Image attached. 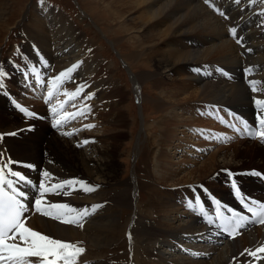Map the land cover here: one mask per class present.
<instances>
[{
  "label": "bare ground",
  "instance_id": "obj_1",
  "mask_svg": "<svg viewBox=\"0 0 264 264\" xmlns=\"http://www.w3.org/2000/svg\"><path fill=\"white\" fill-rule=\"evenodd\" d=\"M14 2L15 0H0L1 25L5 16L13 9ZM97 2L114 16L117 24L115 28L127 32L126 39L131 41L134 48L127 57L134 61H143L145 58V63L152 62V70L139 71L131 78L138 86L145 80L153 81L163 96L159 103L162 107L159 108L167 110L168 119L171 117L170 119L175 122L188 126L185 120L189 116H198L207 108L212 110L214 115L227 107L239 115L237 120L244 117L260 125V119L264 118V104H257L258 100L264 101V0L238 2L209 0L207 3L206 0H97ZM82 13L89 17L85 10H82ZM26 15L17 26L20 32L25 33L24 36L22 34L24 45L21 44L20 50L23 51L25 47L22 54L28 57L29 63L22 60L20 51L15 57L8 56L9 59H5L2 66L11 90L9 87L5 89L7 95L3 94L4 90H0V157L6 162L11 161L12 170L31 181L26 184L24 181H18L17 177L7 176L8 179L17 181L15 186L27 194L28 198L24 202L28 206L26 212L31 216L29 221L26 219V226L50 238L82 247L85 251L77 258L76 264H154L151 260L153 257L160 260L159 264L249 262L243 249L253 246L257 239L260 241L264 239V225L257 226L254 232L247 230L249 232L245 231L232 239L222 240L225 244H221L219 248L218 243L223 237L216 228L215 213L218 205L202 189L196 188L192 191L183 187L169 190L167 187L196 182L202 184L201 179L207 177V174L210 173V177H213L219 173L220 168L229 167L240 171L249 170L247 174L239 176L242 187L249 191L251 196L264 199L263 181L254 174L261 171L249 168L250 166L238 167L241 157L259 153L261 155L264 143L262 148L247 139H242L240 143L246 142L250 145L246 144L242 150L232 148L231 153L222 152L225 147L236 148L235 143L231 144L230 140V136L233 135L226 129H218L215 133L211 131L213 133L206 134L208 138L212 136L214 140L227 139H224V143L220 142L222 146L213 150L199 166L188 170L183 177L176 178L178 164L183 161V164H187L188 161L186 159L181 161L178 158L168 163L167 150L173 148L175 141L178 140L174 154H179L176 152L178 147H186L190 142L172 133V130H176L175 125L169 129L162 127L163 130L159 131L161 148L156 154L154 166L163 170L154 175L151 172L154 168L150 170L147 167L144 168L140 180L134 177L120 180L122 167L116 159L115 152L116 147H120L117 138L122 134L116 130V124L124 123L126 118L124 111L115 106L123 101L125 91L116 82L114 85L108 73H103L100 75L101 79H98L97 73L105 69L101 64L104 60L98 52L95 53L97 50L93 42L84 37L62 11L44 5L37 7L36 10H30L28 19ZM24 28L27 30L23 31ZM233 28L236 30L235 35L231 32ZM122 38H116L115 44ZM110 43L114 44L112 41ZM41 56L43 58L39 59ZM50 61L54 65L52 70L33 72V69L40 68V64L44 65L42 68H48L47 62ZM123 62L129 67L128 62ZM12 64H16L17 67ZM89 64L92 65V71L87 72ZM73 65L78 67L71 73V78L64 79L62 83L74 81L75 77L85 81L84 74L88 73L92 84L83 82L88 87H83L85 91L81 94L84 95L77 104L79 106L80 101L85 100L84 108L75 107L78 110L69 108L74 110L72 114L83 113L74 116L76 120L82 119V123L83 120L87 123L88 119L95 117V121L101 124L94 122L93 126H101L102 130L94 129L89 132L87 129L90 127L83 129L81 127L83 124L76 125L71 121L66 124L70 126L64 128L60 120L64 118L57 112L55 114L52 112L54 107L58 111L59 102L66 99L64 93L68 89L71 90L73 85L63 88L59 94L61 100L50 105L44 103L38 105L37 101H31L27 106L26 100L23 101V94L27 92L26 84L31 88L34 84L40 87L43 83H48L50 70L55 74L51 76L55 78L58 73L66 71ZM94 70L95 77L91 74ZM75 71H78L77 75ZM17 73L21 74L25 85L18 84L21 77ZM252 82H255L256 91L252 90ZM48 88L49 91H54L52 97H55L53 85ZM75 88L73 89L77 90L78 86ZM13 95L17 101H21L22 106H27L26 111H22L19 103L11 101ZM41 100L46 101L43 98ZM186 101L187 103L179 104L178 109L181 112L173 106L175 102ZM200 102L206 105H198ZM7 104L13 106L14 110L10 111ZM68 112L69 110L65 112L67 114L65 118L73 119ZM39 116H43L48 122L39 121ZM118 117L124 120L119 121ZM57 120H60L59 125H56ZM221 120L226 121L223 117ZM36 122L38 123L35 124ZM239 131L241 133V130ZM204 143L196 142L191 150L196 153L203 152L201 149L206 146L201 144ZM252 164L251 166H254ZM262 168L264 171V166ZM5 172L7 174V170ZM44 172H48L49 177H45ZM67 180L83 182L95 190L86 191L79 183L65 186L62 190L45 192L43 195L38 189L42 182L46 187H51L52 184ZM212 180L214 181V178ZM213 187L215 195L226 204L225 207L219 205V210H228L236 206L233 192L218 184ZM136 190L146 191L144 205L140 206L141 208L136 207L139 210H137L139 219H134L131 215L122 218L123 209L133 208L139 194H135ZM197 196L200 198L203 212L199 208L193 210L188 206L189 201L194 203ZM36 199L42 200V210H48L51 204H68L78 211L87 208L90 214L83 218L82 227L64 223L36 211L34 203ZM94 205L100 207L91 211ZM182 209L187 211L186 214L184 211L181 212ZM183 215L187 216V219L172 225L174 220ZM181 234H190L184 241L193 235L199 242L215 237L213 239L215 243L210 244V248L205 252L202 251L200 244H196L199 249L192 250L191 253L201 259L193 260L191 257L184 258L179 255L176 257L175 253L171 252L177 249V252H181L180 247H183L184 241H179L182 245L180 247L173 246L171 241L179 240L178 237L182 239ZM139 239L141 241L138 244L136 240ZM208 257L210 260H206Z\"/></svg>",
  "mask_w": 264,
  "mask_h": 264
},
{
  "label": "rangeland",
  "instance_id": "obj_2",
  "mask_svg": "<svg viewBox=\"0 0 264 264\" xmlns=\"http://www.w3.org/2000/svg\"><path fill=\"white\" fill-rule=\"evenodd\" d=\"M44 5H50L51 7L57 8L58 10L62 11L67 17H69V19H71L70 22L73 25H75L81 33H83V36L87 37L88 39H90L93 42L94 48L97 50V51H95V50L94 51H95V53L98 52V54L104 60L101 62V64L103 65V67H105L104 71L101 69V71L99 73H97V76L99 75L98 79L99 80L101 79L100 75H102L103 73H105V74L108 73V74H110L111 79L114 81V85L116 82L119 86H121V88L126 93L123 101L119 102L116 105L117 107L115 106V108H118V109L121 108L124 111V117L126 118L124 120L121 117H118L119 121L124 120L125 122L124 123L119 122L116 124L117 125L116 130L122 134V136H119L117 138L118 139L117 143L119 144L120 147H116V152H115L117 154L116 159H118V162L121 164V167H122L121 168L122 171L120 172V177H119L120 180L124 181V180L128 179L129 177H134V179L140 180V176L142 175L143 171L147 167H149L150 170L151 169L153 170V168H154V170L151 171L152 174H154V173L159 174L158 171L163 170V169H158L154 166L156 163V158H155L157 156L156 154L159 152L158 150L161 148V145H159V138H160L159 137V131H162L163 128L164 129L165 128L169 129L171 127L174 128V125H175L176 130H172V133H174L178 138H182V139L185 138V139H188V142H190V143L186 144L187 145L186 147H184V146H183V148L178 147L176 152H179V154L178 153L174 154V151H175L174 148H175L178 140L175 141L173 148H170L167 150V152L169 153V156L167 157L169 159L168 163L176 161L178 158L181 159V161H183L185 159L188 161L187 164H183L184 161L181 162L180 164H178L179 168H178V170L175 171V173H177L176 178L183 177L184 175H186L188 170L196 168L197 166H199L204 160H206V158H208L209 154L213 150L215 151V149H217V147L222 146L220 144V142L224 143V139L214 140V137H212V136H210L211 138L210 137L208 138L206 135L208 133L201 135L203 137H200L201 138L200 139L199 134L195 132V130H198L201 132H206V131H208L209 128L210 129H218L219 128V124L215 120L206 119L209 117H214V115L212 114V110L207 108L204 111H202L201 114H199L198 116L195 115L193 117H190L189 116L190 114L188 113L187 115L190 118L188 117L187 120H185V123L189 124L188 126L184 125L183 123H177L173 119H170L171 117H169V119H168L167 110L164 111L163 108H159V107H162V104H159V103L163 99V96H162V94H160V90L155 86V84L153 83V81L151 79L143 81L141 83V85H139V86H138V84H135L133 82L131 76L135 75L137 72L142 71V70L143 71L152 70V67H151L152 62L145 63V61H144L145 58L143 59V61H137V60L134 61L133 59L131 60L127 57V55L134 49L131 41H128L126 39L127 32L117 30L115 28V25H117V24L115 23L114 16L109 14L106 9L102 8L101 5L97 2V0H42V2H41V0H15V2L12 5L13 9L5 16L4 20L2 21L3 24L1 25V23H0V54H1L0 59L2 58V61H4L6 58H8V56L13 55L15 57L17 53L21 52L22 60L27 62V64L29 63V61L27 60L28 57H26L22 54L25 47H23L24 48L23 51H21L20 48L17 51H15V49L20 47L21 44L24 45L23 44L24 39L22 37V34H25V33L20 32L17 25H18V22H20V20L24 17L25 14H27L26 19L29 18L28 12L30 10H36L37 7H42ZM82 10L83 11L85 10L86 13L89 15V17L85 16L82 13ZM81 15L82 16L84 15L83 18L80 17ZM242 23H244V22H242ZM24 25H26V24H24ZM25 30H27V29L24 28L23 31H25ZM99 30H101L103 32V35H102V32H100ZM36 37H38V36H36ZM119 37L120 38L124 37V38H122L121 41H118L115 44V39L119 38ZM238 40L240 42H242V40H240V39H238ZM111 41L114 43L113 45L110 43ZM33 47L34 46H32V48ZM18 51H20V52H18ZM40 58H43V56L39 57V59ZM123 61H126V63L128 62L130 68ZM91 66L92 65L89 64L90 68L87 69V72L92 71ZM3 67L4 66H2V68ZM47 69L48 68H42V69L41 68H35V71L36 72H39V71L45 72ZM60 73H58L57 76H59ZM79 73L83 74L82 72H79ZM95 73H96V70H94L91 73L93 75V77H95ZM51 75H55V74L53 72H51V70H50V75H49L50 77L48 80H53L54 77H52ZM84 77L86 78L85 81L76 79V77H75L74 81L69 82V80H68L67 82H69V83H62L63 80L61 82H59L58 86L54 88L56 96L52 97V99H54L53 103L56 102L57 100H61V95H59V94H61V90L63 88H67V86H69V85H71V86L73 85L71 90L70 89L67 90V93L71 94V93H75V91H76L75 86L79 87L82 85L92 84L91 80L88 77V73L84 74ZM77 80H78V82H77ZM18 81H19L18 82L19 85L20 84H24V85L26 84L23 81V78L22 79L19 78ZM80 81H82V83ZM83 82L84 83L86 82L87 84H84ZM166 82H168V80ZM34 83H35V81L33 82V84ZM45 83L47 84V90L45 91L44 96H41V93H40L41 92V86L36 87V84H34L33 87L31 88V87L27 86V84H26L25 88H26L27 92L24 93L23 97H22L23 101L26 100V102L24 101L25 103H27L25 105L28 106L29 104H31V101L32 102L37 101L38 105H41V103H44L45 105L46 104L50 105V103L53 104L51 102L52 99L47 98V95L49 93L48 86H50L52 84H48L47 82H45ZM45 83H43V84H45ZM77 83H79V84H77ZM80 84H82V85H80ZM83 87H88V85L83 86ZM57 88H58V91H56ZM73 88H75V89H73ZM45 89H46V85L43 88V90H45ZM26 90H24V91H26ZM20 91H21V89H20ZM83 91H85L84 88H83ZM85 94L89 95L87 92H85ZM82 95H84V93H82V94L80 93L75 98L76 103H75V100L71 99L68 96L64 97V98H66L65 100L62 99L59 102V109H58L57 113L60 117L64 118V119H60V120H62L63 127L68 128L70 125L67 126L66 124L70 123V121H71L72 124H74V123L76 125L80 124V123H81V125L83 124L82 126L80 125L81 127H83V129L84 128L87 129L89 126H91L90 129H87V130H89V132L94 130V129L102 130L101 126H99V127L93 126L94 122L99 123V122L95 121V117H94V119L93 118L88 119L89 121L87 123L85 120H83V123H82V119H78V118H77V120H78L77 121L76 117H74L73 119L65 118V117H67V114L65 113V112H67V110H69L68 114H72L74 110L84 108L85 103H83V102L85 100L83 102L80 101L81 103L79 104V106L77 104L78 103L77 101L81 100ZM21 96L22 95L20 94V97ZM181 96H182V94H181ZM42 98L46 99V101H42L41 100ZM65 101H67V103H65ZM118 101H120V100H117V102ZM17 103H19V105H21L20 100L17 101ZM183 103H187V101L186 102H180V103L175 102V104L173 106L176 107V109H178L180 107L179 104H183ZM27 106H22V108L26 110V109H28V108H26ZM30 107H31V105H30ZM69 107L71 109H74V110H71ZM75 107H77L78 109ZM70 111H72V112L70 113ZM177 111L181 112L180 109H178ZM118 113H119V110H118ZM33 114L35 115V113H33ZM88 115H90V114H88ZM187 115H185V116H187ZM202 118H203V120H202ZM39 121L48 122L43 116H39ZM222 122L226 123L227 121H222ZM37 123L38 122H36L35 124H37ZM100 124L101 123H99V125ZM163 124H165V125H163ZM122 130H123V133H122ZM183 134H184V136H183ZM209 140H210V144H211V141L213 140V143L218 145V146H214V144L210 145ZM196 142L197 143L198 142H203V143L207 142L206 144L205 143L201 144V145L206 146V148L201 149V150H204L203 152H201V153L197 152L196 153L193 150H191L194 148L193 146ZM251 142H253V143H255V145L261 146L263 148L262 144L264 143V140H262V144L258 143L257 141H251ZM232 143H235L234 145L236 146V148L234 146L225 147L222 149V152L231 153L233 150L238 149V148H240L242 150V147H245L246 144L250 145L246 142L240 143L239 141L231 142V144ZM232 148H233V150H232ZM188 150H191V151L188 152ZM241 158L242 159L239 162L240 165L238 166L239 168H241V167L245 168V166L246 167L250 166L249 168H252L254 170H258L261 172L263 171V168H262L264 166V161H263L264 160V151L263 150H262L261 155L259 153V154H255V155H251V156L249 155L245 158H243V157H241ZM251 164L254 166H251ZM255 167H258V169ZM181 168H183V169H181ZM180 170H182V171H180ZM216 171H218V170H216ZM157 174H154V175H157ZM209 174H207V177L201 179V181L203 183H207L211 187V189L214 188L213 185L218 184L219 186H222L221 184L217 183V181H215V180L221 178V174H218L217 177L214 178V181L212 180V176L210 177ZM208 175L210 178L208 177ZM207 180H209V181H207ZM137 193H139V194H138L137 199L135 201L136 205L134 204L133 208L123 209V213L121 214L122 218H125L128 215H131L134 217V219H139V215H137V214H139L138 208H141L140 206L144 205V202H145L144 200H146V191L145 190H140V191L136 190L135 194L137 195ZM136 207H138V208L136 209ZM182 211H184V209H182L181 212ZM186 212L187 211H184L185 214H186ZM184 219H187V216L183 215L178 220L177 219L174 220L172 225H176L180 221L182 222ZM29 220H30V217H29L28 221ZM194 237L195 236H193L192 238L189 237L187 239L190 241L192 240L191 241L192 244H188L189 246H184L182 248L180 247V246H182V245H180L181 242H179V243L176 242V245H175L174 241L171 242V243H173V246L180 247L181 252H183V249H184V251L187 250L186 252L190 254V255L185 254V253L175 254L176 257L179 255V256L184 257V258L185 257H188V258L191 257V259L194 260V257H196V255L191 253V251L195 250L196 246H195V244L193 245V243L195 241L199 242L197 240L198 238L196 240H193V239H195ZM177 239H179L177 241L182 240V239H180V237H178ZM140 241H141V239L136 240V242L138 244ZM175 241H176V239H175ZM204 242H206V245H202L201 243H199L201 245V249L203 252H205L206 250H208L210 248L209 245L213 244L214 240L213 239L212 240H206V241L204 240ZM190 245H191V247H190ZM153 250L155 252L156 251L158 252V250H155V249H153ZM177 251H178V249L175 250V252H177ZM81 255L82 254H80L78 256V258ZM212 255L214 256L215 254L212 253ZM164 257H167V255H164ZM199 257H201V256H199ZM169 258H172V257L169 256ZM198 259H200V258H198ZM151 260L153 261L154 264H159V262H160V260L157 259V257L156 258L153 257V258H151ZM206 260H210V257H208Z\"/></svg>",
  "mask_w": 264,
  "mask_h": 264
},
{
  "label": "snow or ice",
  "instance_id": "obj_3",
  "mask_svg": "<svg viewBox=\"0 0 264 264\" xmlns=\"http://www.w3.org/2000/svg\"><path fill=\"white\" fill-rule=\"evenodd\" d=\"M42 2V0H41ZM209 0H206V3ZM238 2V0H237ZM223 15V13H221ZM233 35H235L236 30L231 29ZM239 42V41H238ZM78 67V65H73L71 68L64 72H61L59 76L55 77L51 83L53 88L57 87L59 82L64 79H70L71 73ZM251 71V70H249ZM35 72V69H33ZM6 73L0 71V77L5 76ZM253 83V91H256L255 82ZM0 88H3V83L0 82ZM83 91V86L77 88L75 93H67L64 95L75 99ZM49 98L54 95V91H49ZM67 103V101H65ZM257 104H264V101L258 100ZM22 111H26L22 109ZM52 112L55 114L57 109L54 107ZM81 113L68 114L74 116ZM60 124V120L56 121V125ZM260 130L249 129L248 125L245 124V129L249 131L252 136H260L264 138V118L260 119ZM91 127V126H89ZM15 135V133H12ZM11 161L4 162L0 160V264H76L77 258L85 250L79 247L77 244L71 242L61 241L59 239L50 238L47 235H43L38 231H35L26 226V218L24 213L28 211V206L24 202L27 200V194L20 191L15 185L17 181L8 179L7 176L17 177L18 181H24L26 184L31 183V181L26 180V178L19 172L12 170L10 167ZM7 170V174H5ZM259 175V173H254ZM45 177H49L48 172H44ZM79 183L86 191H94L95 189L83 184L80 181L67 180L59 183L52 184L51 187H46L45 183H40L38 189L43 195L45 192L62 190L65 186H71ZM8 190H6V188ZM232 187L235 189L236 196L241 199L244 203V198L241 196L239 188H237L235 181L232 183ZM65 194H68L65 192ZM36 211L42 212L45 216H51L53 219L61 220L64 223L77 224L82 227V220L85 216L89 215L90 212L87 208L83 210H77L70 207L68 204H51L48 206V210H42L41 199H36L34 201ZM218 203V202H217ZM188 206L193 210L197 208L203 212V207L199 196L195 198V202L189 201ZM247 207V205H245ZM100 205H94L91 211H95ZM262 213H264V204L259 205ZM252 211L251 208L248 209ZM231 211V210H230ZM74 214V215H69ZM255 214V213H254ZM219 204L217 207V216H220ZM237 214L233 212V216ZM264 223V219L261 220ZM237 223L236 227H239ZM235 232V228L233 229ZM257 252H264V247L258 248L255 252H249L251 256H256Z\"/></svg>",
  "mask_w": 264,
  "mask_h": 264
}]
</instances>
